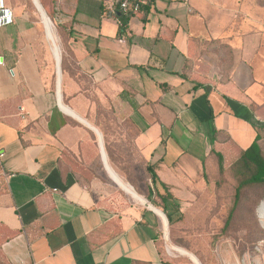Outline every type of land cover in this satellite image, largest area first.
Wrapping results in <instances>:
<instances>
[{
    "label": "crops",
    "instance_id": "crops-1",
    "mask_svg": "<svg viewBox=\"0 0 264 264\" xmlns=\"http://www.w3.org/2000/svg\"><path fill=\"white\" fill-rule=\"evenodd\" d=\"M118 1L41 0L62 27L59 84L33 24L0 1V264L181 262L162 255L164 213L101 174L123 157L105 142L129 144L180 205L218 157L264 154V7L137 0L122 23L105 13Z\"/></svg>",
    "mask_w": 264,
    "mask_h": 264
},
{
    "label": "rangeland",
    "instance_id": "rangeland-1",
    "mask_svg": "<svg viewBox=\"0 0 264 264\" xmlns=\"http://www.w3.org/2000/svg\"><path fill=\"white\" fill-rule=\"evenodd\" d=\"M219 1L222 5H226L227 2H233L234 7L238 8L245 4V6L248 5L250 7V10L257 9L258 5L264 7V0ZM5 4L8 7L15 8L20 15H23L33 24L38 39L48 53V58L55 72L56 60L51 51L50 43L52 45L54 43L57 44L60 50L61 68V40L55 21L50 18L52 20L54 38L49 40L45 34L43 18L34 0H5ZM259 16L264 17V11L259 12ZM219 50L223 55L228 53L225 47L220 46ZM109 146H116L119 154L123 156L114 160V166L113 164L111 166L108 160L109 168L113 169L122 180L134 187L139 194L143 195L149 204L155 206L152 201L150 202L146 198L145 193L150 186L149 176L145 170L144 163L135 154L133 148L124 142L110 144ZM100 167L103 177L109 180L110 177L105 171L103 164L100 163ZM97 176L93 170L85 171L83 175L81 174L82 181L86 184H90L92 179ZM214 181L207 185L198 181L192 183V195L181 201L180 208L184 213L183 221L172 225L166 223L164 226L163 217L160 215L163 220L161 238L159 240L161 251L166 256L183 261L184 264L197 263L188 254H180L177 251L169 253L167 248L184 249L197 258L198 264H264V213L261 216L258 207L255 208V214H247L244 208H242V211H239L238 208L228 225L224 227L223 223L232 201L235 182L228 173H224L220 179ZM116 184L125 201L129 199L139 205H143V203L135 199L133 194L125 191L123 186ZM252 192L253 190L251 189L247 190L242 197L248 200L251 198ZM262 192L260 191V194ZM152 199L155 201L154 195ZM243 207H247L246 202ZM246 214L248 216L251 214V217L247 218Z\"/></svg>",
    "mask_w": 264,
    "mask_h": 264
},
{
    "label": "trees",
    "instance_id": "trees-1",
    "mask_svg": "<svg viewBox=\"0 0 264 264\" xmlns=\"http://www.w3.org/2000/svg\"><path fill=\"white\" fill-rule=\"evenodd\" d=\"M131 1H137V0H131ZM142 7L143 5L140 4V9ZM47 15L49 18L54 20L53 16L48 12ZM118 16L122 19V23L125 22V18L122 17L121 14H118ZM56 26H57V31L61 35L62 34L61 25L56 23ZM66 65H67L66 59L62 55L61 56L62 70L65 69ZM106 144L109 143L105 142L104 146L107 154L111 156L112 154L111 152L114 153L116 151L111 146H109L110 144L109 145ZM114 160H115L114 158H110V161L112 163L114 162ZM145 170L149 176V181H150V186L148 188V194L146 195V198L150 202L152 201L153 204L164 213L170 225L183 221L184 213L180 208L181 205L179 204L178 199L174 197L172 192L169 190L170 188L168 185L160 182L155 167L151 164H147L145 165ZM224 173H228L235 182L233 188L232 201L228 208V212L226 213V217L223 223V226L225 227L228 225V223L230 222L231 218L238 210V208L239 211H242V208H244L245 213L253 214L256 210L255 208L258 207L260 203L264 201V154L260 150L257 143L253 142L247 149H245L241 153L240 157L236 161H234L231 165H229L226 168L222 166L221 158L218 157V166L215 172L208 173L204 171L200 182L203 183L204 185L211 184L212 182H215L214 180L220 179V177ZM250 189L253 190V192L251 198L247 200L245 199V197H242V195L244 192ZM260 191L263 192L260 194ZM153 195L155 197V201L152 199ZM245 202L247 204V207H243ZM250 217L251 214L250 216L247 215V218ZM162 255L164 257H167L166 255L163 254V252ZM178 264H184V262L182 261Z\"/></svg>",
    "mask_w": 264,
    "mask_h": 264
},
{
    "label": "bare ground",
    "instance_id": "bare-ground-1",
    "mask_svg": "<svg viewBox=\"0 0 264 264\" xmlns=\"http://www.w3.org/2000/svg\"><path fill=\"white\" fill-rule=\"evenodd\" d=\"M34 2H35L36 6H37V8H38V10H39V12H40V15H41L42 18H43V24H44V27L46 28L47 33H49V32L53 33V26H52L51 22L48 21V20L46 19V17L44 16L42 10L40 9L39 5L37 4V1L34 0ZM53 34H54V33H53ZM57 59H58V58H57ZM107 171H108V174H109V176L111 177V179H113L116 183H118V184H120L121 186H123V188L125 189V191H127V192L133 194V196L135 197V199H136L137 201H139V202H141V203H143V204H145V205L148 204V207L153 208V209H155V210L158 209L157 207L153 206L152 204H149V203L146 201V199L134 189V187H132L129 183H127V182H125L124 180H122V178H120V177L117 175V173H116L113 169L107 167ZM258 211H259V214L262 216L263 213H264V201L262 202L261 207H259ZM161 213H162V212H161ZM162 214H163V213H162ZM163 216H164V215H163ZM164 219H165V225H166L167 222H166V218H165V216H164ZM167 249H168V252H169V253H172L173 251H177V252H179L180 254H188V255H189V256H190V257H191V258H192L197 264L199 263L198 260H197V258H196L195 256H193L192 254L188 253V252L185 251L184 249L176 248V247H168ZM189 252H190V251H189ZM179 253H178V254H179ZM226 259H227V258H226ZM232 264H233V263H232Z\"/></svg>",
    "mask_w": 264,
    "mask_h": 264
},
{
    "label": "built area",
    "instance_id": "built-area-1",
    "mask_svg": "<svg viewBox=\"0 0 264 264\" xmlns=\"http://www.w3.org/2000/svg\"><path fill=\"white\" fill-rule=\"evenodd\" d=\"M116 4H117V6H115V4H111L107 8L105 13L109 16H112V17H115L116 19H119L120 17L118 16V14H121L122 16H129L131 14L137 13L140 10V4L141 3L139 1L120 0ZM1 5L2 4L0 2V6ZM6 18H7V20L11 19L9 16H7ZM120 22H121V20H120Z\"/></svg>",
    "mask_w": 264,
    "mask_h": 264
},
{
    "label": "water",
    "instance_id": "water-1",
    "mask_svg": "<svg viewBox=\"0 0 264 264\" xmlns=\"http://www.w3.org/2000/svg\"><path fill=\"white\" fill-rule=\"evenodd\" d=\"M36 1H37V4L39 5L40 9L42 10L44 16L46 17V19L51 22L50 18L48 17V15L46 14V12L44 11V9H43L42 5L40 4L39 0H36ZM57 49H58V59H57V62H56V72H57V81H58V84H59V82H60L61 68H60V51H59V47H57ZM94 130H95L96 134L99 137V143H100L101 152H103L104 148H103V143H102V140H101V135H100V133L96 129H94ZM104 167H105V164H104ZM261 204L262 203H260V205L258 206V209H259V207H261ZM165 218H166V216H165ZM166 222L168 223L167 218H166Z\"/></svg>",
    "mask_w": 264,
    "mask_h": 264
}]
</instances>
